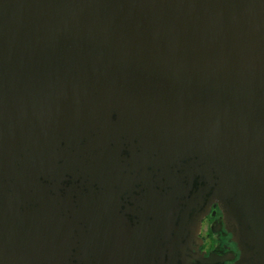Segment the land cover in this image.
<instances>
[{"label":"water","instance_id":"95a60500","mask_svg":"<svg viewBox=\"0 0 264 264\" xmlns=\"http://www.w3.org/2000/svg\"><path fill=\"white\" fill-rule=\"evenodd\" d=\"M214 203L264 264V0H0V264H207Z\"/></svg>","mask_w":264,"mask_h":264},{"label":"flooded vegetation","instance_id":"af4514ba","mask_svg":"<svg viewBox=\"0 0 264 264\" xmlns=\"http://www.w3.org/2000/svg\"><path fill=\"white\" fill-rule=\"evenodd\" d=\"M198 251L208 258L207 264H240V250L228 231L218 204L202 220Z\"/></svg>","mask_w":264,"mask_h":264}]
</instances>
